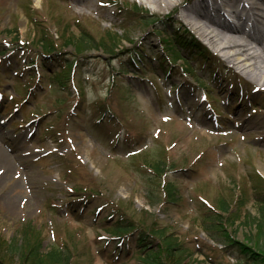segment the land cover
<instances>
[{
    "label": "rangeland",
    "instance_id": "rangeland-1",
    "mask_svg": "<svg viewBox=\"0 0 264 264\" xmlns=\"http://www.w3.org/2000/svg\"><path fill=\"white\" fill-rule=\"evenodd\" d=\"M197 1L171 0L167 6L145 0H0V58L11 55L0 59V131L5 135L0 151L8 163L0 164V257L6 264H18L15 256L10 261L4 253L14 234L18 241L27 221L37 230L34 235L43 237L42 247L66 244L80 264H136L126 247L117 261L112 259L113 242L106 239L111 235L108 227L118 221L106 216L117 204L135 225L167 226L187 253L183 262L202 264L208 255L213 264H233L222 243L210 238L194 215L200 208V213L213 210L219 198L233 206L239 190L246 203L233 209L239 216L234 228L246 213L249 225L238 226L234 236H257L252 217L257 213L254 193L264 192V77L239 73L231 58L208 48L206 39L183 19L186 6ZM134 4L138 9L131 8ZM126 5L133 12L120 10ZM220 14L226 23L234 20L224 11ZM65 22L70 31L82 29L104 43L106 51L62 45L59 32ZM175 26L187 29L211 53L207 65L194 57L188 61L198 77L207 79L213 94L205 95L192 74L177 65L171 75L162 71L157 53ZM43 28L71 63L65 67L68 75L57 80L52 74L64 62L41 66L40 48L28 44ZM140 46L144 63L133 70L125 61ZM180 48L189 56L187 46ZM32 63L41 68H24ZM208 65L224 67L215 70L220 75L216 82ZM32 71L41 77L35 89L29 81L35 80L29 76ZM21 81L29 87L19 89ZM27 87L33 90L29 99L23 94ZM188 87L199 93L187 96ZM245 90L251 103L249 97L243 99ZM78 101L82 109L76 108ZM99 103L106 104L110 118L98 120ZM162 158L172 163L165 182L177 189L178 203L148 202L147 196L162 193L163 181L153 179L149 165ZM90 189L98 195L85 201L82 193ZM97 206L101 208L94 213Z\"/></svg>",
    "mask_w": 264,
    "mask_h": 264
},
{
    "label": "trees",
    "instance_id": "trees-1",
    "mask_svg": "<svg viewBox=\"0 0 264 264\" xmlns=\"http://www.w3.org/2000/svg\"><path fill=\"white\" fill-rule=\"evenodd\" d=\"M131 8L138 9L135 4L131 5ZM131 8L126 5L123 10L127 13L133 12ZM155 21L158 22V20H152L153 23ZM68 23L69 22H65L61 26V30L59 32V39H63L62 45H66L65 47L71 46L78 50H88L100 47L103 51H106L107 47L104 43L94 41V38L88 33L82 31V29L78 30V32H73L72 30L70 31ZM77 25L80 26V23L78 22ZM37 26L38 24L36 22L32 25L33 28H36ZM43 29L48 32L40 29L34 37L28 39V44L40 48L39 50L41 53L39 61L41 66H48V63H53V61H55L59 66H62L61 62H64V66L59 67L58 72H54L52 74V76L57 80L60 75H68L64 73L65 67H70L71 63L70 60L64 56L63 51L57 49L58 47L56 46L53 47L51 41L48 39L49 30L46 28ZM10 33L11 31H8V34ZM16 39L17 38L15 37V40ZM162 40L165 48L168 45L171 46L168 50L172 54L173 59L180 57L177 44L178 46H187L188 54L190 56H206L208 53L206 48L201 46L196 39H194L186 31L182 32L179 28L173 32L171 37L167 36L166 39L162 38ZM132 51L130 52V58L125 61V63L133 70H137L139 68L138 65H142L144 63L145 55L140 49ZM2 53L3 51H0V54ZM60 58H62V60ZM159 58L161 60L160 65H163L165 62L166 65H163V68H167V71H170L165 58L162 55H160ZM29 61L34 62L33 60ZM26 66L31 70H33V66L41 68L37 64L34 65V63ZM31 74L29 76H33L32 78L35 80L40 78V75L38 76V74L34 71H32ZM25 86H28V84H25ZM171 164L172 163H167L163 158L160 161H155L149 164L152 168L151 171L153 179L157 182L159 179L163 181V197L161 196L162 193L159 195V192H156L152 198L147 196L149 203H178L179 199L177 197V189L173 186L172 182L168 180L165 182L167 172L173 168ZM77 191L79 190H76V192ZM97 193V189H90L82 193L84 194L82 195V198H85V201H87L90 196L95 197L98 195ZM241 194V190H239L238 194H235L236 196L235 199H233V206H231L224 198H219L216 203L217 206H212L213 210L206 208L200 213V208L199 214L196 213L194 215L198 216L195 218V222L197 221V225L205 231L210 238L223 244V247L221 248L223 250V254L232 256L234 259L233 264H264V192L254 193L257 213L252 217V219L255 220V223L253 221L252 223L256 224L258 228L257 236L253 237L248 234L245 235L242 240L236 238L234 234L238 226L249 225V213H246L243 220H240L239 224H236L234 228L235 222L238 220L239 216L235 214L237 211L233 212V209L239 210V206H243L246 203ZM199 199L209 205V201L202 196H199ZM76 202H78V200L74 203ZM47 207L48 209H52V205H48ZM84 208L85 207H82L81 211H84ZM100 208L101 207L97 206L93 207V210H91L94 211V213H98ZM113 216L116 218L118 223L115 224V226L108 228L111 229L110 236H113L114 238L110 250V252H113L115 255L116 259L114 256L113 258L111 257L114 261H117V258H119V251L126 247V252H130L131 257L137 259L136 264H187V262H183L187 253H183L180 243H176V238L174 237L173 239L171 237L173 234L166 229L167 226H154V224H152L144 227L141 225H135L130 218L124 214L120 207L118 208V204L116 208H113L106 217L111 218ZM103 228L107 227L105 226ZM35 231L37 230L31 225L30 221L22 224L19 231L18 241L15 243L14 239L17 234H14L5 249L6 253H4V255L9 258L7 260L12 261V258L15 256L16 260H18V264H80L78 254H75L66 244L61 246L48 245L47 247H42L41 243L44 239L40 233L38 237L35 236ZM259 238H262V242H260L261 239ZM194 248L195 252L202 254L203 251H199L196 247ZM211 258V256L207 255L202 264H213ZM0 260H2L0 264L8 263L5 262L4 256H1Z\"/></svg>",
    "mask_w": 264,
    "mask_h": 264
},
{
    "label": "bare ground",
    "instance_id": "bare-ground-1",
    "mask_svg": "<svg viewBox=\"0 0 264 264\" xmlns=\"http://www.w3.org/2000/svg\"><path fill=\"white\" fill-rule=\"evenodd\" d=\"M145 1L153 5L161 3L168 6L171 3V0ZM186 7L187 11L184 12L183 19L187 23L194 26L193 28L200 37L206 39V41L210 44L209 45L206 42L208 48L212 49L213 51H221L227 59L231 58L232 63L236 66V68H238L239 73L243 72L248 75H253V77L259 78L260 80L263 79L264 54L262 53H264V0H200L197 1V3ZM221 11H224L226 16L231 15L234 18L232 23L229 24L223 20V17L220 14ZM235 21L236 23H234ZM180 26H175V30ZM252 42H254L255 45L250 46V43ZM139 49L144 53L143 47L140 46ZM207 52L208 53L206 56L180 55V57L176 59H173L172 54L170 53L166 61L170 71L172 70L173 73L176 72L174 65H177V67L179 66L181 68V72L195 73L192 66L190 65L191 61L188 60L192 59L193 57L194 60L203 59L201 65H207V63H209V59L211 58V53L208 50ZM4 56L11 57L10 54H6ZM129 58L130 55L128 56V59ZM178 59H181L183 64H176ZM165 64L166 63L164 62V65ZM219 67L224 68L222 66ZM27 69L28 67H26V70ZM150 74L152 75L153 72H150ZM156 85L160 84L157 83ZM170 85L172 88H175L176 84ZM30 89L31 88L26 90V92L29 93L28 99L31 97L30 93L33 91ZM189 89L190 92L186 93L187 96L192 93H199L197 89ZM246 97H249V100H247V102H249L250 95L247 90L243 92V99ZM192 98H195V96L193 95ZM201 100H203V105H205L204 99L202 98ZM229 100L230 103H234L235 101H233L232 98H229ZM241 105L239 104L240 107ZM231 107L235 108V106L232 105ZM244 107L245 106H242V108ZM76 108L82 109V106L77 105ZM106 110V104L99 103L100 116H103L106 113ZM206 111L208 112V110ZM255 122L258 125L260 123L259 120H255ZM4 136V133L0 131V138H3ZM0 164L3 167L8 165L7 155L1 151ZM9 206L12 205L9 204ZM11 208L13 209V206Z\"/></svg>",
    "mask_w": 264,
    "mask_h": 264
}]
</instances>
